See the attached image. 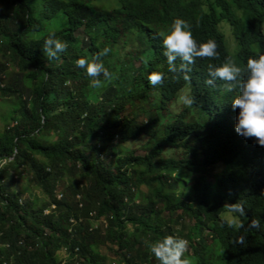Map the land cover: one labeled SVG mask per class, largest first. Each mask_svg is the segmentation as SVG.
Returning a JSON list of instances; mask_svg holds the SVG:
<instances>
[{"label": "trees", "instance_id": "1", "mask_svg": "<svg viewBox=\"0 0 264 264\" xmlns=\"http://www.w3.org/2000/svg\"><path fill=\"white\" fill-rule=\"evenodd\" d=\"M177 17L216 55L170 66ZM262 52L264 0H0V264H159L165 235L189 264H264V146L233 127L246 73L205 83Z\"/></svg>", "mask_w": 264, "mask_h": 264}, {"label": "clouds", "instance_id": "2", "mask_svg": "<svg viewBox=\"0 0 264 264\" xmlns=\"http://www.w3.org/2000/svg\"><path fill=\"white\" fill-rule=\"evenodd\" d=\"M164 55L167 57L169 65L177 56L182 61L191 63L194 57L216 55V43L213 39L197 42L191 33L189 24L182 18L174 19L166 34H162ZM66 47L65 43L56 38L54 34L49 35L44 41L43 51L48 57H55ZM108 51L105 48L99 55ZM76 65L83 68L89 76L97 77L103 72L108 78L110 73L104 65L97 60H88L80 57L76 60ZM246 73V79L238 85L239 91L232 98L231 104L234 109H238L234 130L244 138H255V142L264 146V52L248 57L245 67L242 69L230 58L219 66L209 68V77L205 83L213 84L215 78L233 82L242 73ZM148 80L155 85L161 80L159 73H152ZM100 79H93L91 84L94 87L100 86ZM232 89V83L227 85ZM185 102H190L185 98ZM234 210L240 211V206L235 205ZM256 221H252L253 226ZM242 239V238H241ZM188 246V241L183 237L165 235L160 239L148 242L150 252L158 259L159 264H189L187 257L183 254Z\"/></svg>", "mask_w": 264, "mask_h": 264}, {"label": "rangeland", "instance_id": "3", "mask_svg": "<svg viewBox=\"0 0 264 264\" xmlns=\"http://www.w3.org/2000/svg\"><path fill=\"white\" fill-rule=\"evenodd\" d=\"M226 34H229L228 31H226ZM14 106V99L13 98H9V99H3L0 97V128L3 127V125L6 123L4 118L8 116V113L12 110ZM137 154H143V151L138 150L136 151ZM28 177V176H26ZM143 190H145V188H142ZM33 191L38 194V190L33 189ZM103 253H106V250L104 248H102L101 250ZM110 260H114L113 255H110Z\"/></svg>", "mask_w": 264, "mask_h": 264}]
</instances>
